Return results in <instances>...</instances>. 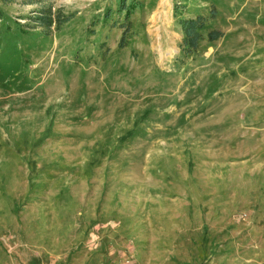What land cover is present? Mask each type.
I'll return each mask as SVG.
<instances>
[{
  "label": "rangeland",
  "instance_id": "rangeland-1",
  "mask_svg": "<svg viewBox=\"0 0 264 264\" xmlns=\"http://www.w3.org/2000/svg\"><path fill=\"white\" fill-rule=\"evenodd\" d=\"M117 1L0 0V264H264V0H140L125 48Z\"/></svg>",
  "mask_w": 264,
  "mask_h": 264
},
{
  "label": "trees",
  "instance_id": "trees-1",
  "mask_svg": "<svg viewBox=\"0 0 264 264\" xmlns=\"http://www.w3.org/2000/svg\"><path fill=\"white\" fill-rule=\"evenodd\" d=\"M5 4H10L15 0H1ZM31 3L43 2L45 0H25ZM186 5V4H181ZM143 1L140 0H118L115 3V7L108 12L104 19L102 20L106 27H110V30L115 28L122 29V36L119 42L121 48H125L130 45V39H132L137 31H135V24L132 20V16L139 9H142ZM176 6V12L180 15L178 20V25L180 32L182 33L181 48L185 55H196L202 43L204 41L214 42L219 40L224 36V31L215 27H211L207 23V17L204 14L198 13V15H185L187 13V6ZM218 10L213 7L211 16L215 18L217 16ZM124 15V18L121 16ZM6 13L3 8H0V35L3 30L9 31L10 25H5ZM36 19V24L43 27V31L51 35L53 32V26L60 29L67 21H69L70 16L61 13L60 10H53V7L47 6L40 10V13L33 17ZM98 23V22H97ZM17 25H21L18 24ZM25 26V25H23ZM21 31H25L21 27ZM95 32V30H93ZM106 41L101 42V45L105 46ZM105 54H107L105 52ZM106 57V56H103ZM19 208V206L17 205ZM19 211V210H18ZM32 264H36L34 261Z\"/></svg>",
  "mask_w": 264,
  "mask_h": 264
},
{
  "label": "bare ground",
  "instance_id": "bare-ground-1",
  "mask_svg": "<svg viewBox=\"0 0 264 264\" xmlns=\"http://www.w3.org/2000/svg\"><path fill=\"white\" fill-rule=\"evenodd\" d=\"M168 6H169V0H160L158 8L154 11L152 15V22L157 24L159 21H162V25H160V27L162 26L164 27L167 24ZM159 28H158L157 34H155L158 39L162 35ZM168 34L169 32L167 33L165 31V35H166L165 39L163 41L159 39L160 44H158V46L161 48V50L164 49L165 46H169L173 44L172 42L173 40L171 39V36H169Z\"/></svg>",
  "mask_w": 264,
  "mask_h": 264
}]
</instances>
